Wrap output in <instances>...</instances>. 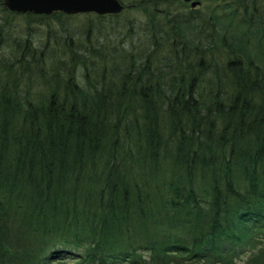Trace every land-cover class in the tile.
Here are the masks:
<instances>
[{"label": "trees", "instance_id": "16d2710c", "mask_svg": "<svg viewBox=\"0 0 264 264\" xmlns=\"http://www.w3.org/2000/svg\"><path fill=\"white\" fill-rule=\"evenodd\" d=\"M118 1L0 0V264H264V0Z\"/></svg>", "mask_w": 264, "mask_h": 264}, {"label": "water", "instance_id": "95a60500", "mask_svg": "<svg viewBox=\"0 0 264 264\" xmlns=\"http://www.w3.org/2000/svg\"><path fill=\"white\" fill-rule=\"evenodd\" d=\"M183 1L191 2V0ZM1 4L12 13L46 16L56 12L65 15L88 13L100 16L117 15L123 10L118 0H2ZM198 5V1H192L190 8L194 9Z\"/></svg>", "mask_w": 264, "mask_h": 264}, {"label": "rangeland", "instance_id": "374dc122", "mask_svg": "<svg viewBox=\"0 0 264 264\" xmlns=\"http://www.w3.org/2000/svg\"><path fill=\"white\" fill-rule=\"evenodd\" d=\"M140 15V14H138ZM141 16V15H140ZM244 260V259H243ZM236 264H244V261H238Z\"/></svg>", "mask_w": 264, "mask_h": 264}, {"label": "flooded vegetation", "instance_id": "af4514ba", "mask_svg": "<svg viewBox=\"0 0 264 264\" xmlns=\"http://www.w3.org/2000/svg\"><path fill=\"white\" fill-rule=\"evenodd\" d=\"M192 1H196V0H191V2H192ZM191 2H189V3H188V4H189V6H190V3H191ZM198 2H199V1H198ZM199 3H200V2H199ZM199 5H200V4H199ZM199 5H198V6H199ZM198 6H197V7H198Z\"/></svg>", "mask_w": 264, "mask_h": 264}, {"label": "bare ground", "instance_id": "6f19581e", "mask_svg": "<svg viewBox=\"0 0 264 264\" xmlns=\"http://www.w3.org/2000/svg\"><path fill=\"white\" fill-rule=\"evenodd\" d=\"M119 3H120V2H119ZM120 4H121V3H120ZM199 4H200V3H199ZM121 5H122V4H121ZM122 6H123V5H122ZM200 7H201V6H200ZM197 8H198V7H197ZM123 10H124V6H123ZM123 10H122L121 12H123ZM121 12H120V13H121ZM120 13H119V14H120Z\"/></svg>", "mask_w": 264, "mask_h": 264}]
</instances>
